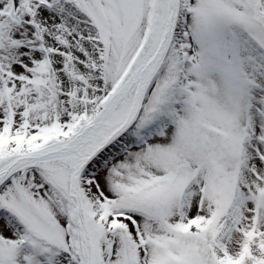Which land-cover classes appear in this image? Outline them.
<instances>
[{"label": "snow or ice", "instance_id": "6c2138e0", "mask_svg": "<svg viewBox=\"0 0 264 264\" xmlns=\"http://www.w3.org/2000/svg\"><path fill=\"white\" fill-rule=\"evenodd\" d=\"M0 264H264V0H0Z\"/></svg>", "mask_w": 264, "mask_h": 264}]
</instances>
